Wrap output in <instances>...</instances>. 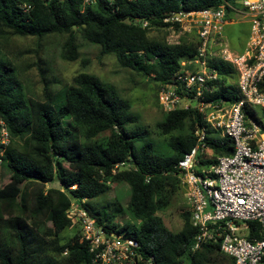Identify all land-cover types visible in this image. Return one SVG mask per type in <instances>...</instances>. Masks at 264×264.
I'll return each instance as SVG.
<instances>
[{"label": "trees", "instance_id": "16d2710c", "mask_svg": "<svg viewBox=\"0 0 264 264\" xmlns=\"http://www.w3.org/2000/svg\"><path fill=\"white\" fill-rule=\"evenodd\" d=\"M238 1L0 0V36L9 33L41 40L50 34L63 35L61 57L75 61L78 30L88 43L99 46L100 55L112 54L120 67L165 87L176 83L178 72L191 68L199 39L170 43L149 38L148 29L170 25L164 19L173 13L224 3L236 7ZM229 10L226 6V13ZM37 49H41L39 41ZM206 65L217 77L206 81L203 100L239 101L235 84L226 82L236 81L232 64L208 56ZM44 71L39 66L42 100L28 101L14 64L0 48V130L7 137L0 142V184L7 178L15 189L9 193L0 186V264H91L87 247L78 240V224L66 216L72 202L104 228L136 239L138 252L144 259L152 257V264H233L217 244L204 243L192 250L197 228L189 210L182 211L177 231L167 228L158 214L182 189L176 165L194 145L195 130L204 125L198 109L189 104L165 111L150 130L131 111L130 102L97 76L81 71L70 85L55 90ZM175 92L185 95L180 85ZM242 111L246 120L264 124V108L243 105ZM206 132L212 157L198 156L202 165L232 153L231 139L208 128ZM55 178L64 190L53 203L44 186ZM118 182L129 186L126 210L136 223L118 224L116 218L124 214L118 205L108 212V206L98 209L91 202ZM67 226H75L76 235L56 241ZM248 226L247 237L260 238L259 223L248 222Z\"/></svg>", "mask_w": 264, "mask_h": 264}, {"label": "built area", "instance_id": "2783aa9c", "mask_svg": "<svg viewBox=\"0 0 264 264\" xmlns=\"http://www.w3.org/2000/svg\"><path fill=\"white\" fill-rule=\"evenodd\" d=\"M226 6L249 18L244 53L232 56L223 49L219 55L231 63L236 72L235 86L241 99L234 103L203 100L206 81L217 77L206 65L208 48L223 32ZM181 17L197 24L198 53L191 63L199 69L178 72L174 77L178 84L163 87L159 103L165 111L191 104L204 120V125L195 130L194 145L176 165L190 220L197 228L192 250L204 243H213L232 258L233 264H264V124L246 120L242 111L243 105L264 108V0H239L236 7L224 3L216 8L173 13L164 21H180ZM146 24L143 21V25ZM179 85L184 96L175 92ZM207 128L231 139L233 151L217 156L211 164L202 165L198 156L212 157L205 141ZM0 135V142L5 143L7 137L3 128ZM66 216L78 224V240L87 247L91 264H152V257L144 259L138 252L136 239L104 228L75 202L69 205ZM248 222L259 223L260 238L247 237Z\"/></svg>", "mask_w": 264, "mask_h": 264}, {"label": "rangeland", "instance_id": "374dc122", "mask_svg": "<svg viewBox=\"0 0 264 264\" xmlns=\"http://www.w3.org/2000/svg\"><path fill=\"white\" fill-rule=\"evenodd\" d=\"M246 26V23L234 24L232 27L236 32L234 34L237 35L236 30L246 28ZM197 30V24L187 17H181L180 21H174L170 25L151 26L147 34L149 38L165 40L170 43L177 42L180 38L195 43L198 41ZM75 37L78 45V58L75 61H67L61 57V44L65 38L63 35L50 34L41 40L32 36H17L9 33L0 36V48L3 54L14 64L16 76L23 86L26 99L28 101L42 100L39 66L45 70L44 73L52 81V88L55 90L64 85H70L72 78L77 73L84 71L97 76L105 83L111 84L119 96L130 102L131 111L139 116V122L151 130L153 123L159 120L165 112L159 103V93L163 86L129 68L120 67L112 54L100 55L99 46L88 43L80 31L75 32ZM38 41L41 45L39 51L37 49ZM246 41L238 37L235 38L233 34H231L230 39L226 36L225 40L223 29L221 36L212 40L211 46L208 48V56L219 57L223 49L230 51L232 56H240L245 51ZM84 61L86 62L84 63ZM191 64L190 69H199L196 64ZM226 82L235 84V78L226 79ZM179 105L182 106L183 102L180 101ZM0 186L9 193L15 191L14 186L8 182L7 178L1 181ZM44 187L46 191H50L53 203L57 202V195L64 190L56 178ZM129 193L128 184L118 182L111 184L107 193L96 197L91 202L98 209L108 206V212H111L113 206L118 205L124 210V214L117 217L115 221L118 224H123L125 221L136 223L126 210ZM183 193L181 188L178 189L167 208L158 212L166 227L172 231L180 229L182 225L181 213L187 209ZM33 198L34 194L31 193L30 207L34 205V203L32 204ZM112 202L114 205H110ZM76 233L77 228L75 226H67L57 235L55 240L67 241ZM224 255L228 257L227 254L224 253Z\"/></svg>", "mask_w": 264, "mask_h": 264}, {"label": "crops", "instance_id": "0c3cea01", "mask_svg": "<svg viewBox=\"0 0 264 264\" xmlns=\"http://www.w3.org/2000/svg\"><path fill=\"white\" fill-rule=\"evenodd\" d=\"M246 23L247 26L246 28L243 27L239 28L238 30H236L238 33L237 35H235L234 33L235 30H233V26L234 24H243ZM225 28H224V38L226 40V36L229 37V39L231 38V34H233V36L235 38H240V39H244V41L247 40L248 36H249V18L245 15H242L241 13L235 11V10H231L229 13H226V23H225ZM246 39V40H245Z\"/></svg>", "mask_w": 264, "mask_h": 264}]
</instances>
